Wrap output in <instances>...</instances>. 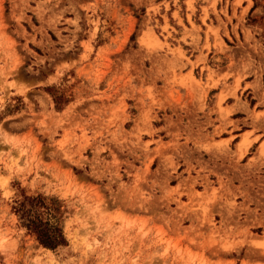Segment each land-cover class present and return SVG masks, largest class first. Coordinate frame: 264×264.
Segmentation results:
<instances>
[{
    "label": "rangeland",
    "instance_id": "374dc122",
    "mask_svg": "<svg viewBox=\"0 0 264 264\" xmlns=\"http://www.w3.org/2000/svg\"><path fill=\"white\" fill-rule=\"evenodd\" d=\"M0 264H264V0H0Z\"/></svg>",
    "mask_w": 264,
    "mask_h": 264
},
{
    "label": "trees",
    "instance_id": "16d2710c",
    "mask_svg": "<svg viewBox=\"0 0 264 264\" xmlns=\"http://www.w3.org/2000/svg\"><path fill=\"white\" fill-rule=\"evenodd\" d=\"M52 101L55 110L61 108L59 106L61 101L62 104L67 102L65 99L62 100L61 95L52 96ZM14 204L12 210L20 226L33 236L38 246L52 251L66 245L56 216L58 215L56 200L46 199L41 195L21 196Z\"/></svg>",
    "mask_w": 264,
    "mask_h": 264
},
{
    "label": "crops",
    "instance_id": "0c3cea01",
    "mask_svg": "<svg viewBox=\"0 0 264 264\" xmlns=\"http://www.w3.org/2000/svg\"><path fill=\"white\" fill-rule=\"evenodd\" d=\"M247 133H249V131L248 130H245V131H242V132H240V133H238V134H236V135H234V136H237V138H238V140H241L242 138H244L245 137V135L247 134ZM254 135H252L251 136V139H254V137H253ZM253 137V138H252ZM226 139V138H225Z\"/></svg>",
    "mask_w": 264,
    "mask_h": 264
}]
</instances>
